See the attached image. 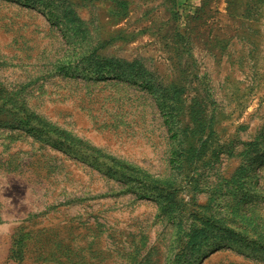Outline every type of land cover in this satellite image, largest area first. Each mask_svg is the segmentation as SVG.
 <instances>
[{"label":"rangeland","instance_id":"rangeland-1","mask_svg":"<svg viewBox=\"0 0 264 264\" xmlns=\"http://www.w3.org/2000/svg\"><path fill=\"white\" fill-rule=\"evenodd\" d=\"M0 264H264V0H0Z\"/></svg>","mask_w":264,"mask_h":264},{"label":"trees","instance_id":"trees-1","mask_svg":"<svg viewBox=\"0 0 264 264\" xmlns=\"http://www.w3.org/2000/svg\"><path fill=\"white\" fill-rule=\"evenodd\" d=\"M20 1H21V3H22L23 5L28 6V5H31V2H32L33 0H20Z\"/></svg>","mask_w":264,"mask_h":264}]
</instances>
